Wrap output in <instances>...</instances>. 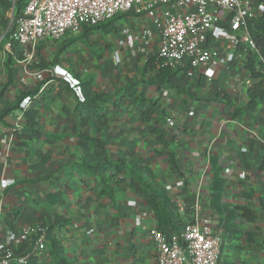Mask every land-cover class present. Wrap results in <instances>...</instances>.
I'll return each instance as SVG.
<instances>
[{"label":"crops","instance_id":"1","mask_svg":"<svg viewBox=\"0 0 264 264\" xmlns=\"http://www.w3.org/2000/svg\"><path fill=\"white\" fill-rule=\"evenodd\" d=\"M8 3L0 0V33L1 39H5L0 49L4 44L7 49L0 63V92L8 81L6 57L12 54L7 46ZM149 18V25L142 28L152 26ZM127 20L134 22L135 18ZM213 34L210 45L221 51L223 58L209 68L208 76L219 83L245 114L234 118L235 107L211 96L205 101L191 100L171 89L149 87L146 98L156 103L152 123L165 131L170 147L162 145L151 133V124L143 121L144 110L140 105L130 98H116L118 90L142 77L138 67H144L156 55V42L147 47L134 44L124 48L121 69L113 61L118 47L108 52L107 58L99 59L86 53L87 47L78 38L74 43L79 42L80 47L71 50L70 46L65 52L76 51L74 63L64 65L61 70L79 81L94 77L96 92L110 97L106 104L108 121L103 127L93 118L88 128H84L82 116L76 112L82 102L73 89L63 81L38 82L34 76L36 69H29L28 61L27 65H17L14 57L13 82L0 96V110L15 106L23 93H37L28 96L26 108L20 102L0 125V253L11 247L18 255L29 254L31 243L14 244L10 234L24 228L35 229L40 220L51 216L70 220L69 225L54 228L52 234L62 241L65 256L73 264H154L156 247L150 230L158 229L159 221L145 196L137 192L127 175L122 176L126 182L119 188L109 180L114 170L104 159L93 162L101 168L92 173L76 166L85 161L81 135L88 132L91 138L103 141L110 162L125 158L134 165L140 159L138 166L153 172L157 183L177 206L182 202L193 213L199 194L202 213L212 220L215 233L224 242L222 264H264V173L260 171L264 165V105L254 112L248 109L247 80L251 73L246 64L255 61L262 73L264 66H258L254 55L241 59L240 49L232 46L234 33L216 28ZM137 54L142 55L144 64L137 62ZM104 60H111L116 67L113 69L108 63L106 69ZM199 77H192L194 83ZM144 88L142 84L139 86L140 90ZM50 95L56 96L54 101ZM30 110L39 112L36 129L41 136L25 142L32 150L50 154L43 165L35 155L26 153L21 147L23 141L18 139L30 134L26 120ZM167 118H172L177 127H165ZM250 132L261 136L263 142L252 139ZM100 152L92 147L90 156ZM172 152L176 154L177 172L170 165ZM219 182L223 186L220 198L215 189ZM103 185L115 191L113 198L99 194ZM60 191L65 202L49 207L47 196ZM236 207L248 208L256 218L248 220L234 210Z\"/></svg>","mask_w":264,"mask_h":264},{"label":"built area","instance_id":"2","mask_svg":"<svg viewBox=\"0 0 264 264\" xmlns=\"http://www.w3.org/2000/svg\"><path fill=\"white\" fill-rule=\"evenodd\" d=\"M11 3L10 26L14 27L8 48L12 43L19 48L36 47L44 39L60 40L67 33L84 26L95 27L112 21L117 16L130 14L129 18L151 19L152 26L137 34L126 20L120 22L123 48L114 52L113 61L121 63L124 48L137 44L139 48L155 45L156 55L165 65L186 69L191 77H207L208 70L217 64L223 53L210 45L211 36L217 28L234 33L232 46L240 49V57H257L264 66L250 34L251 24L264 12V4H253V0H27L20 12L18 0ZM138 16V17H137ZM158 41V42H157ZM254 55V56H253ZM38 82L49 84L56 81L67 83L81 102L84 96L80 81L59 67L47 68L34 73ZM252 79L247 80L251 86ZM30 98L22 105L26 108ZM168 129L176 128L172 118L165 120ZM252 139L263 142L261 136L250 132ZM179 211L185 206L179 203ZM33 254L46 253L47 230L24 228L10 234L14 244L31 243L34 235ZM156 247L154 264H222V238L214 231L212 220L202 213L200 195H196L193 221L187 223L179 235L171 240L157 228L150 230ZM30 255H18L8 247L0 253V264H28Z\"/></svg>","mask_w":264,"mask_h":264},{"label":"trees","instance_id":"3","mask_svg":"<svg viewBox=\"0 0 264 264\" xmlns=\"http://www.w3.org/2000/svg\"><path fill=\"white\" fill-rule=\"evenodd\" d=\"M27 0H18L17 8L18 11H22L25 7ZM259 3L264 4V0H258ZM8 10L11 8V3L9 1L7 5ZM130 14H125L117 16L112 21L107 23L100 24L91 29H96L105 35H110L114 31L120 29V22L122 20H127V17ZM138 17V16H137ZM125 18V19H123ZM7 28H9L7 39L11 37L14 27H11L9 22L7 23ZM84 32H88V26H84ZM250 34L254 40L260 55L264 59V12L262 16L255 22L251 24ZM78 39H73L68 41L63 45L61 51L58 53L59 57L64 54L68 48ZM17 44L12 45V49ZM21 55V52H20ZM15 54H7L6 57V71L8 81L4 85V89L0 92L2 96L3 91L13 82L14 70L13 65ZM20 60L23 58L20 56ZM57 60V59H56ZM43 69H47L48 65H42ZM260 66V64H258ZM247 70L251 73L252 84L248 90L249 102L248 109L252 112L256 111L260 105H264V73L257 69V64L253 60H249L246 64ZM142 77L139 80L126 84L123 88L118 90L116 94L117 99H127L130 98L138 105L143 108L142 119L144 122L151 124L150 131L154 134L157 140L164 145L165 147H170V143L166 138L165 131L159 129L154 123H152L153 115L156 112V103L146 98V92L149 87L157 86L159 89L167 88L176 91L178 95L186 96L191 100H200L205 101L211 96L216 101L222 102L225 105L235 107V110L232 114L234 118L242 117L245 114V111L240 107L235 106L234 101L230 95L220 88V85L217 81L207 82L204 77H199L194 83L193 78L188 75L186 69L176 68L173 69L165 65L164 60L159 58L157 55L150 58L141 69ZM150 74V76H148ZM145 76V78H144ZM83 92H84V102L78 104L76 112L80 113L82 118V125L84 128H88L90 121L93 118H96L101 127L105 126L108 121L106 115V104L109 102L110 97L105 94H98L94 85V77L90 76L85 78L83 81H80ZM144 85V89H139L140 85ZM51 88V87H50ZM52 90H50L51 92ZM37 93V91L35 92ZM34 93V94H35ZM32 93H23L20 97L16 99L15 106H8L4 110H0V125L4 124V119L8 114L17 108L20 102L23 101L28 96L34 95ZM56 96L50 95V100L54 101ZM35 99V98H34ZM39 112L36 110H30L26 113L27 120V131L30 133L28 136L20 135L18 136L19 140H22L21 147L26 151L27 154L35 155L38 160L43 164L48 162L50 154L43 155L41 152L30 149V146L26 144L25 141L37 139L41 136L40 132L36 129L37 120ZM54 139H63V137H55L48 135ZM81 144L84 148V159L83 164L76 165L79 170H85L87 172H94L96 169H100L101 166L97 162L104 159L106 165L112 166L114 173L110 175L109 180L116 183L118 188L126 179L122 176L127 175L132 184L136 186L138 193L145 196L148 201V204L154 209L155 215L159 221L158 229L166 236L168 240H171L173 236L179 235L183 230L184 226L193 221V213L191 208H188L186 204L185 212L181 213L179 211V206L176 203L172 202L171 199L167 196V193L161 188L157 183L156 177L153 172L148 167H139L138 164L140 159H136L134 165H130L125 158L119 159L116 162H110L105 154V145L102 140L91 138L88 132H84L81 135ZM94 148L101 150L100 154L97 156H90V151ZM87 159H91L89 162ZM95 160L97 162L93 163ZM169 161L172 169L177 172L178 165L176 162V154L172 152L169 154ZM260 171L264 173V165L260 167ZM141 173L144 176H141ZM219 182L216 184V193L219 194L218 198L221 197V192L223 191V186ZM100 195H108L110 198H113L115 191L111 189L108 185H103V188L100 190ZM65 202V196L63 192H56L49 194L46 199V203L49 207L54 206L59 203ZM234 210L240 211L242 216L247 218L250 221H253L256 218L255 213L245 207H236ZM70 224L69 221H63L58 217L49 216L48 219H42L39 221L38 228H44L47 230V244H46V253H41L39 255L33 254L34 240L37 235L33 237L31 242V247L28 249L30 258L28 264H73L65 256V248L62 241L58 238H55L52 234V231L56 227H64ZM10 227H13L11 223H8ZM251 237V235H249ZM224 242L222 240V246ZM46 260V261H45ZM45 261V262H44Z\"/></svg>","mask_w":264,"mask_h":264},{"label":"rangeland","instance_id":"4","mask_svg":"<svg viewBox=\"0 0 264 264\" xmlns=\"http://www.w3.org/2000/svg\"><path fill=\"white\" fill-rule=\"evenodd\" d=\"M9 1V0H8ZM11 9V8H10ZM8 10V16H7V21L10 24V15H11V10ZM125 19V18H123ZM128 21V20H126ZM128 23L130 24L131 28L133 29L134 33H138L141 31V29H143L142 27L149 25V20L148 19H143V17L141 18H135L134 22H130L128 21ZM88 32H84V28L82 27L81 29L77 30V31H71L69 33H67L63 38H61L60 40H48V39H44L41 40L36 47H29L27 49H22V48H13L12 49V53L15 54V59L17 61V65H27V61L29 62V64L27 66H29L28 68H33L36 69V71H43V66L44 64L48 65V68H53V67H59L60 69L64 67V65L68 66L69 64L71 65L72 63H74V54L76 51H69L68 53H65L64 55L62 54L59 57L58 60V53L61 51V48L63 47L64 44H66L68 41L73 40V39H78L80 43L87 47L86 53L88 54H92L94 56L99 57V59L102 58H107L106 54H109L108 52H112L114 50V48L118 47V48H123L124 45V41H123V37L120 33V30H116L113 33H111L110 35H105L103 34V32L96 30V29H91V27H89ZM7 30L9 31V28H7ZM7 31V32H8ZM2 38V32L0 33V43L4 42ZM80 43H73L71 45V50H76L78 49L80 46ZM15 43H12V45H14ZM4 46H6V44H4ZM4 46L0 49V63L2 62V60L5 58L4 56V51L7 49L4 48ZM21 52V55H20ZM70 54V56H68ZM65 55H67L65 57ZM20 56L23 58L22 60H20ZM142 55L137 54V62L138 63H142L144 64V58L140 59ZM14 59V61H15ZM57 59V60H56ZM76 61V60H75ZM111 60H104V64L103 67H106V69L109 68V64L112 65V68L114 69L116 66L113 65L112 63H110ZM122 66H124V64H120L118 65L116 68L121 69L123 68ZM143 67V66H142ZM142 67H138L139 72L141 71ZM35 236V235H34ZM225 246H222V251L224 252Z\"/></svg>","mask_w":264,"mask_h":264}]
</instances>
